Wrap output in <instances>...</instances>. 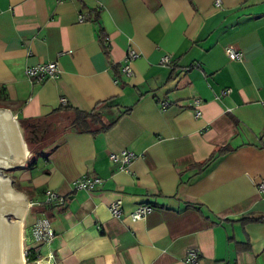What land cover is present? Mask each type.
Segmentation results:
<instances>
[{
  "label": "crops",
  "instance_id": "1",
  "mask_svg": "<svg viewBox=\"0 0 264 264\" xmlns=\"http://www.w3.org/2000/svg\"><path fill=\"white\" fill-rule=\"evenodd\" d=\"M128 49L139 53L129 75ZM49 60L56 77L24 74ZM262 99L264 0H0L2 107L18 123L58 124L61 105L109 100L103 120L114 118L42 142L30 151L41 163L17 175L36 203L25 226L41 216L53 229L39 248L50 264H189L190 247L195 264H264ZM220 146L208 166H191ZM123 150L133 157L121 167L108 154ZM80 176L101 181L88 191L75 187ZM47 190L63 202L38 204ZM117 198L120 216L108 208ZM139 203L153 208L132 219Z\"/></svg>",
  "mask_w": 264,
  "mask_h": 264
},
{
  "label": "built area",
  "instance_id": "2",
  "mask_svg": "<svg viewBox=\"0 0 264 264\" xmlns=\"http://www.w3.org/2000/svg\"><path fill=\"white\" fill-rule=\"evenodd\" d=\"M215 3H218V0H215ZM84 13L80 11L77 15V19L79 21L84 19ZM138 52L134 49H128L124 58V63L121 65V71L127 75L132 73V68L130 66V62L138 56ZM225 54L229 59L232 60H240L241 59V52L240 50L233 46L227 45L225 47ZM168 60L167 56L162 57V62H166ZM60 72V67L57 61L49 60L40 62L34 65L26 66L24 68V74L27 78L31 81H41L45 78L56 77ZM229 90V89H227ZM226 90V91H227ZM64 99H62L63 101ZM197 99H195V102ZM262 105L264 106V99L261 100ZM162 106L167 104L166 100L161 101ZM194 115H200V110L195 109ZM109 158L117 162L124 167L123 164H127L130 159L133 157V153L127 150H123L120 153H113L110 152L108 154ZM101 181L100 177L93 176V177H85L80 176L74 181L75 187L83 188L85 190L91 191L99 182ZM257 187L259 190H264V181H260L257 183ZM64 200V197L58 195L56 192L52 190L45 191V198L43 201L38 202V204H61ZM34 202H29L28 205L33 204ZM36 204V203H34ZM108 208L112 215L120 216L122 213L121 208V200L119 198L114 199L108 205ZM153 206L149 203H139L137 204L130 212L129 216L132 219H140L144 217ZM26 237L30 241H42L47 242L49 241L53 235V229L50 226L48 219L45 217L37 216L35 220L25 229ZM199 258V251L196 247H190L185 256L186 262L189 264H195ZM49 261V257H48ZM50 264L51 262H47Z\"/></svg>",
  "mask_w": 264,
  "mask_h": 264
},
{
  "label": "water",
  "instance_id": "3",
  "mask_svg": "<svg viewBox=\"0 0 264 264\" xmlns=\"http://www.w3.org/2000/svg\"><path fill=\"white\" fill-rule=\"evenodd\" d=\"M29 156L18 121L0 107V264H20L17 220L24 218L28 203L5 171L22 167Z\"/></svg>",
  "mask_w": 264,
  "mask_h": 264
},
{
  "label": "trees",
  "instance_id": "4",
  "mask_svg": "<svg viewBox=\"0 0 264 264\" xmlns=\"http://www.w3.org/2000/svg\"><path fill=\"white\" fill-rule=\"evenodd\" d=\"M109 104V100H103L97 102L89 110H83L78 107H73L69 105H61L59 109L63 110L64 112H68V115L67 117H64L58 124H50L49 122L44 121L43 119L34 118L26 121H19V125L23 127L27 134L30 135V138H28L30 144L37 145L38 147L36 150H38L41 149L40 146L42 145V142L43 144L49 143L51 140H54V137L57 134L63 132L66 129H74L76 131H88L92 133L105 130L114 121V118L111 121L103 120L104 109L108 107ZM226 150H228V147L220 146L213 150L208 155V157L197 161L194 164H191V166L196 167L197 169H203L208 166L216 156L221 155ZM33 162L34 159H32L30 166ZM34 207L32 206L29 209L30 213L36 209ZM242 219L244 221H248L253 220L255 218L244 216ZM35 250H37V247L35 246L29 249L26 254V258L28 260H35Z\"/></svg>",
  "mask_w": 264,
  "mask_h": 264
},
{
  "label": "rangeland",
  "instance_id": "5",
  "mask_svg": "<svg viewBox=\"0 0 264 264\" xmlns=\"http://www.w3.org/2000/svg\"><path fill=\"white\" fill-rule=\"evenodd\" d=\"M0 107H2L1 103H0ZM20 126V125H19ZM20 130H21V135L24 139V141L26 142V146H27V149L29 151H32V150H36L37 149V145H32L30 144L28 138H27V133L26 131L23 129V127L20 126ZM32 159H36V163L37 164H40L41 163V157H39V155H32V153L30 154V156L28 157V159L26 160V162L24 163L23 166L25 167H15L14 169H11V170H7V175H9L12 179H13V186L16 190H18L19 192L21 193H24V188L20 185V183H18L17 181V175L20 174L22 171H31V169H29L30 167V163L32 161ZM6 172V171H5ZM33 172L34 169H33ZM26 191V190H25ZM25 194V193H24ZM27 199V198H26ZM26 203H29V202H32L31 200L27 199V201L25 200ZM28 209L26 211V214L24 216V218L22 219V223H21V237H22V241H21V253L23 255V258H24V263L23 264H48L47 262L48 261V252L43 248V249H39L40 246L42 245V241H30L27 237H26V232H25V228L27 226V222L26 220L29 219L30 217V212H29V209L34 206V203L31 204V205H27ZM27 215V216H26ZM17 218L15 217H12V221L15 220ZM19 220V219H18ZM17 220V221H18ZM37 247V250H35V260H28L26 258V254L27 252L29 251V249L31 247ZM44 247V246H43Z\"/></svg>",
  "mask_w": 264,
  "mask_h": 264
},
{
  "label": "bare ground",
  "instance_id": "6",
  "mask_svg": "<svg viewBox=\"0 0 264 264\" xmlns=\"http://www.w3.org/2000/svg\"><path fill=\"white\" fill-rule=\"evenodd\" d=\"M22 145H23V143H22ZM18 219L19 220L17 221V224H18V240H19V261H20V264H23L24 263V258H23V255L21 253V241H22V237H21V223H22V219L21 218H18Z\"/></svg>",
  "mask_w": 264,
  "mask_h": 264
},
{
  "label": "flooded vegetation",
  "instance_id": "7",
  "mask_svg": "<svg viewBox=\"0 0 264 264\" xmlns=\"http://www.w3.org/2000/svg\"><path fill=\"white\" fill-rule=\"evenodd\" d=\"M27 138H30V135L29 134H27ZM6 173H7V171H6Z\"/></svg>",
  "mask_w": 264,
  "mask_h": 264
}]
</instances>
